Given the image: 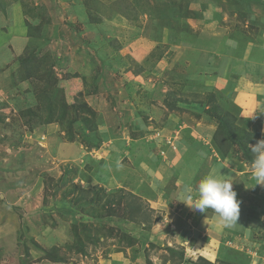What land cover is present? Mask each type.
<instances>
[{
    "label": "rangeland",
    "instance_id": "1",
    "mask_svg": "<svg viewBox=\"0 0 264 264\" xmlns=\"http://www.w3.org/2000/svg\"><path fill=\"white\" fill-rule=\"evenodd\" d=\"M241 59L254 70L243 73ZM260 81L264 0H0V264H210L186 260L171 226L180 199L131 191L120 158L109 169L124 185L93 181L92 151L120 145L119 125L126 160L136 149L137 163L156 164L180 139L202 174L212 154L248 171L241 188L261 201L242 204L257 223L237 238L263 243L248 145L264 125L234 98Z\"/></svg>",
    "mask_w": 264,
    "mask_h": 264
},
{
    "label": "crops",
    "instance_id": "2",
    "mask_svg": "<svg viewBox=\"0 0 264 264\" xmlns=\"http://www.w3.org/2000/svg\"><path fill=\"white\" fill-rule=\"evenodd\" d=\"M210 11L213 12V9ZM229 17L232 16L229 15ZM208 18L211 20L210 17ZM240 66L243 73L246 70H254L255 68L247 61L243 60L240 62ZM238 88H243L245 93L242 92L243 89L241 91L242 93L238 92ZM234 98L237 105L240 106L239 110L243 118H249L258 114L262 117L261 119L264 125V82H249L237 85ZM118 127L119 129L114 131V133H116L115 136L119 138L118 142L120 145L115 143L113 146H110L108 142H103V147H100L99 149L94 151L85 150L87 155L90 154L91 156H93L92 152H95L97 155L95 160L99 162L97 172L93 177L94 182H99L104 186L111 188H117L124 185V180L123 182L122 179L118 180V178L110 171V160L108 157L113 159L120 158V161L117 160V162H119L120 165H127L126 167L130 169L132 177L134 178L133 180L136 181L134 187H132L133 189L131 188V191L137 192L136 188L138 185H143L145 189H149V191L154 194H156L155 191L160 189L162 194L168 193L167 202H170V199H172L171 201L173 202H176L177 199L181 200L185 187L191 186L195 189L194 186H196L205 175L212 174L224 179L232 180L233 190L241 191V194L236 197L240 201L241 206L237 224L225 228L221 224L218 215L213 210H207L206 213L194 211L192 207L191 210H188V205L195 202V199H193L185 200L184 202L181 201L184 206L177 209L178 213L176 216L172 214L171 221L173 224L171 223V226L176 229L175 233L179 240V244H181L186 251L185 254L188 257L186 260H192L195 262L200 257L206 259L210 264H216L217 261H221L223 255H228L230 257L225 261L227 264H261V261L259 260H261L260 256L264 254V242L257 243L256 240V242L251 244V242L246 240V242H248L246 243L243 242L242 236H240V241H238L237 236L239 235L236 233L240 230L242 231V234L246 235L248 232H252L249 228L255 227V224L257 223L249 220L247 215L248 207L242 205L246 202L249 203V205H259L261 201L254 199L258 196L256 194H259V192L257 193L254 191L253 193L250 191V194H248L247 191H245L249 190L248 186L242 187L244 188L243 190L241 188V184L246 180L245 178L248 175V171L242 168H236L235 165L227 160H214L215 157H213L214 154H212L211 156L209 155L211 157V163L207 171L202 174V167L199 165V158L196 156L192 158L191 153L193 152V149L186 150L187 148H183L182 144L180 145V139H177V143H175V150L166 147L165 156L162 158L160 157L161 162L156 164H151L150 162L148 165L144 161L137 163L139 155L136 149L133 154H127L128 158L126 160V155L122 157V153L120 154L119 151H126L128 149L127 146L130 143H128V138L126 139V137H128L126 136V132L120 125ZM108 141L111 142L112 140ZM68 144L69 146H73L74 143L70 142ZM133 145H135L136 148L137 145L135 142ZM60 146L59 155L67 157L66 153L62 150L63 146ZM121 146L124 148H121ZM111 149H113L112 152ZM77 151V157H82L84 151L79 148H77ZM183 151L190 152V156L187 160H185ZM197 152H199L198 149L196 150V153ZM249 176L252 177L253 175ZM259 185L260 190H264V187L261 184ZM164 186L167 189L166 192L162 189ZM154 188L156 189L155 191ZM138 194L140 195V193ZM251 251L257 252L258 255L251 256L249 254ZM231 257H234V261L231 260ZM177 264H186L185 259L179 260V263Z\"/></svg>",
    "mask_w": 264,
    "mask_h": 264
},
{
    "label": "clouds",
    "instance_id": "3",
    "mask_svg": "<svg viewBox=\"0 0 264 264\" xmlns=\"http://www.w3.org/2000/svg\"><path fill=\"white\" fill-rule=\"evenodd\" d=\"M248 147L254 157L251 163L254 179L257 184L264 185V139ZM236 197L232 180L208 174L197 183L195 189L186 186L180 201L195 199L189 205L194 211L206 213L208 209H212L221 224L228 228L237 224L239 217L240 201Z\"/></svg>",
    "mask_w": 264,
    "mask_h": 264
},
{
    "label": "built area",
    "instance_id": "4",
    "mask_svg": "<svg viewBox=\"0 0 264 264\" xmlns=\"http://www.w3.org/2000/svg\"><path fill=\"white\" fill-rule=\"evenodd\" d=\"M170 149H172V150H175L176 149V144L174 143V141H173V143H172V145L171 146H168ZM160 154L161 155H163V156H165V151L164 150H161L160 151ZM251 256H257L258 254H257V252H255V251H251L250 253H249Z\"/></svg>",
    "mask_w": 264,
    "mask_h": 264
},
{
    "label": "trees",
    "instance_id": "5",
    "mask_svg": "<svg viewBox=\"0 0 264 264\" xmlns=\"http://www.w3.org/2000/svg\"><path fill=\"white\" fill-rule=\"evenodd\" d=\"M204 260V259H203Z\"/></svg>",
    "mask_w": 264,
    "mask_h": 264
}]
</instances>
